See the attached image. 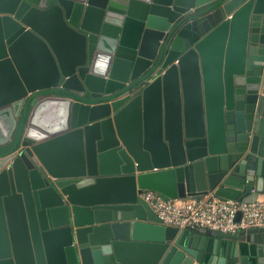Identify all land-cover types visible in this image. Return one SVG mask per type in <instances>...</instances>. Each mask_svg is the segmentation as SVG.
<instances>
[{"label": "water", "instance_id": "1", "mask_svg": "<svg viewBox=\"0 0 264 264\" xmlns=\"http://www.w3.org/2000/svg\"><path fill=\"white\" fill-rule=\"evenodd\" d=\"M146 190L264 193V0H0V264H264Z\"/></svg>", "mask_w": 264, "mask_h": 264}, {"label": "built area", "instance_id": "2", "mask_svg": "<svg viewBox=\"0 0 264 264\" xmlns=\"http://www.w3.org/2000/svg\"><path fill=\"white\" fill-rule=\"evenodd\" d=\"M139 198L156 214L164 226L206 228L235 234L250 228H264V196L252 202L221 200L212 193L199 197L163 199L152 191H142ZM239 213V219L235 220Z\"/></svg>", "mask_w": 264, "mask_h": 264}, {"label": "crops", "instance_id": "3", "mask_svg": "<svg viewBox=\"0 0 264 264\" xmlns=\"http://www.w3.org/2000/svg\"><path fill=\"white\" fill-rule=\"evenodd\" d=\"M258 196H259V197H262V196H264V193H260Z\"/></svg>", "mask_w": 264, "mask_h": 264}]
</instances>
